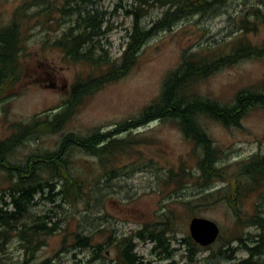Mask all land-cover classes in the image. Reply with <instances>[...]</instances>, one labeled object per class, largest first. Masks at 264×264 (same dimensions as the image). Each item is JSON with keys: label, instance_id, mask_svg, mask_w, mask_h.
I'll list each match as a JSON object with an SVG mask.
<instances>
[{"label": "rangeland", "instance_id": "rangeland-1", "mask_svg": "<svg viewBox=\"0 0 264 264\" xmlns=\"http://www.w3.org/2000/svg\"><path fill=\"white\" fill-rule=\"evenodd\" d=\"M30 2L35 3L28 5ZM41 3L40 0H0V26H5L16 16L22 46L25 47L19 70H14L15 73L18 70L20 75L7 76L10 70L4 69L5 82L0 83V144H5L0 152V164H3L0 166V199L8 193L3 191L9 185L5 167H12L16 161H24V165L28 158L47 155L56 150L59 142L70 133L79 139H86L96 132L105 134L120 124L138 120L159 98L166 76L177 69L184 53L226 52L225 43L237 37L241 30L247 32L254 43L258 44L264 38L262 25L252 31L253 14L249 10L257 6L264 9V0H228L204 13L183 17L157 29L144 43L129 71L76 102L69 119L54 132L45 126L42 128L34 120L45 115L47 120L51 119L52 115L68 107L74 83L88 76L101 79L109 66L100 70L98 64L74 63L60 49L52 46L55 42L64 41L63 35L74 26V16L64 15L51 21L49 17H54L43 6H37ZM134 3V0L85 2V11L81 9L80 12L98 13L104 18L101 29L104 33L94 38L93 45L97 48L96 53L92 52L94 58L99 55L108 56L110 60L120 57L127 42V30L133 21L130 12L138 7ZM20 7L24 8L18 12ZM168 7L169 4L162 3L145 7L142 25L154 24ZM242 14L246 20L243 24ZM242 26L245 28L242 29ZM14 65L17 66L16 62ZM194 85L202 96L222 106H232L242 89L264 90V56L243 58L232 65L220 66L202 80L194 81ZM202 121L208 137L219 150L217 166L225 171V180L217 179L209 188H201L192 177L189 183L181 185L175 181L176 177L165 179L169 171L176 174L181 166L188 170L194 168L200 149L184 137L175 122L152 120L113 136L117 140L143 143L128 147L125 152L117 151L113 162L103 164L96 155L68 148L66 154L69 159L77 162V174L95 176L92 177L95 183L90 186V206L85 210V206L78 203L72 209L61 198L52 202V196L46 189L45 197L42 193L33 195L34 202L29 205L31 211L26 217L27 222L41 220L43 216L47 219L52 216L55 221L64 218L61 226L66 228L67 233L92 234L93 242L97 244L105 240L109 233L107 228H112L115 236L130 235L141 229L143 224L161 221L165 214L173 226L171 232L175 239L171 248L175 252L171 260L176 264H233L246 258L248 254L243 244L254 245L252 239L258 238L256 234L259 231L254 227H242L241 221L234 219L236 216L232 207L250 212L259 202L257 197L251 195L234 205L224 196L215 197L212 203L202 205L197 199L205 193L229 187L240 161L252 154H264V108L249 106L235 126H224L208 118ZM106 164L112 173L101 171L102 165ZM101 173L103 175L98 176ZM65 215L68 221L63 217ZM191 217L212 220L220 229V244L217 240L213 249L201 252L195 263L186 260L185 249L179 244L188 233ZM248 232L253 235L252 238L246 235ZM61 234L47 237L29 264H37L54 255L55 264H110L109 260L115 258L112 246L103 245L105 257H94L92 249L73 245L71 235V245L66 246L65 251H59ZM232 235L241 237L243 242L233 240L229 245L222 244L221 240L227 241ZM152 247L150 241L138 240L136 253L155 264L159 255L153 253ZM228 247L235 248L234 257L228 258L227 253L226 256H215L217 249ZM24 257V249L16 237H12L4 252L0 253V264H22ZM161 262L167 264L170 260Z\"/></svg>", "mask_w": 264, "mask_h": 264}, {"label": "trees", "instance_id": "trees-1", "mask_svg": "<svg viewBox=\"0 0 264 264\" xmlns=\"http://www.w3.org/2000/svg\"><path fill=\"white\" fill-rule=\"evenodd\" d=\"M40 1L42 3L37 4V6H43L44 10L54 17H49L51 21L61 19L64 15H68V17L74 16L72 23L74 26L63 35L62 40L64 41L59 44L55 42L52 46L60 49L74 63L89 62L98 64L100 70L104 66H109V68L104 70V76L101 79L100 77L88 76L77 80L71 88L72 94L69 99V105L67 104L68 107L62 108L59 112L52 115V120H47L46 115L34 120L41 127L45 126L50 131L55 132L69 119L76 102L79 103L81 99L89 97L103 84L116 81L129 71L136 62L138 52L157 29L171 25L183 17L204 13L228 0H134L138 7L136 11L130 12L133 15V21L131 27L127 30L126 45L120 57L114 60L102 55H99L96 59L94 54L92 55V52H97V48L93 45L94 38L104 33L101 30L104 18L98 13L90 14L85 12L84 14L80 12L82 10L85 11L87 7L85 2L88 3L91 0ZM77 2H80V4ZM34 3L30 2L28 5H34ZM156 3L169 4V7L154 24L151 26L142 25L141 21L144 10H146L145 7ZM22 8L24 7H20L18 12ZM249 10L253 14L252 31L254 32L260 25L264 27V9L257 6L250 7ZM56 12L58 13L56 14ZM244 14L241 15L243 17L241 24L246 21ZM19 27L16 16L5 26H0V83L5 82L3 81L5 79L3 74L6 73L4 69L15 66L14 63L18 64L23 57V49L25 47L23 48L22 46L23 42L20 37ZM244 28L242 26V29ZM72 30H76V32L72 33ZM99 47L101 48L100 45ZM225 47L227 49L226 52L220 51V53L215 51L207 54H202L199 51L193 54L184 53L177 69L171 70L166 76L159 98L143 114L141 113L140 119L120 124L105 134L96 132L86 139H79L74 136V133H70L59 142L56 150L49 152L45 155L46 157H40L44 158L42 161L37 159L39 156L29 159L31 169H37L38 164L43 163L45 168L48 169V173L36 174L30 170L32 173L25 180L22 179L23 177H19L18 181H15L17 178L10 175L12 171L24 168L5 167L6 173L9 174L7 178L9 185L6 189H3V191L8 193H6L4 198L0 199V253L4 252L11 238L16 237V241L19 242L25 251L22 264H29L34 253L40 245L45 243L47 237L62 233L59 251L61 249L65 251L66 246L71 245L69 238L71 235V241L74 242L73 245L92 249L94 257H105L106 253L103 251V247L106 245L112 246L116 254L114 259L109 260L110 264H151L136 253L137 241L148 240L150 242L155 241L153 251H156L159 255V261L155 264H161V261L165 260H170L167 264H176L175 261L171 260L175 252L171 248V242L175 239L172 235L173 232H171L173 231V226L169 222L168 217H165V214L161 221L153 224H143L141 229L130 235L115 236L113 229L107 228L106 230L109 233L105 240L97 244L93 242L92 234L85 235L78 231L71 234L67 233L66 228L61 226V222L65 220L64 218L55 221L49 215L50 218L48 219L43 216L41 220L27 223V218L19 215L20 213L22 215L23 209L30 205L33 195L43 188H45V191L48 189L50 196H52V202L56 198H61L72 209L74 206H78L79 203L83 204L85 210H87L91 204L92 187L90 188V186L95 183L92 177L95 176L78 175L75 168L77 162L69 159L66 154L67 149L72 147L86 151L91 155H96L103 164L105 162H113L117 151L125 152L128 147L143 144L133 140H117L113 136L134 130L152 120L175 122L184 137L189 142H192L194 147L200 149L194 168L188 170L181 166L176 174L169 171L165 179L176 177L175 181L181 185V183H189L192 177L195 181L194 183L201 188H209L212 182L217 179L225 180V171L217 166L219 150L208 137L202 120L204 118L212 119L224 126L238 125L241 115L244 114L249 106L255 105L264 108V90H256L251 87L242 89L236 95L235 103L232 106H222L217 101L198 93L195 89L194 81L202 80L220 66L232 65L243 58H260L264 56V38L258 44L254 43L249 39L248 33L241 30L237 37L225 43ZM17 67L19 69V65ZM10 71L13 72V70ZM21 137L23 138V136ZM4 147L5 144L1 143L0 152ZM26 168H28V165ZM101 171L106 173L111 172V169L106 164L102 165ZM193 171H195V174H193ZM102 175L101 173L98 176ZM222 189H216L211 193H205L206 195H200L197 202L199 205L209 204L215 200V197L218 199L224 196L234 205L240 200L255 195L259 202L255 203L252 211H243L238 207H232L236 216L234 219L241 221L242 227H245V229L254 227L259 231L256 234L258 240L252 239V242L255 243L254 245L243 244L248 256L233 264H264V209H260L261 206H264V154H252L240 161L238 163V171L234 174L233 182L229 187ZM193 216L195 215L193 214ZM63 217L68 221L67 215ZM236 224L239 227V223L236 222ZM233 235L227 241L221 240L222 244L229 245L233 240L243 242L241 237ZM246 235L253 237L249 232ZM217 240L218 244H220V240ZM179 244L185 249L186 260L192 263L198 260L201 252L209 251L215 246L213 244L208 247H200L190 238L188 233L180 240ZM234 250L235 248L233 247L219 248L215 252V256L218 254L226 256L227 253L228 258H232L234 257ZM53 258H46L37 264H55Z\"/></svg>", "mask_w": 264, "mask_h": 264}, {"label": "water", "instance_id": "water-1", "mask_svg": "<svg viewBox=\"0 0 264 264\" xmlns=\"http://www.w3.org/2000/svg\"><path fill=\"white\" fill-rule=\"evenodd\" d=\"M189 234L202 247L213 244L219 235V227L209 219L194 217L190 220Z\"/></svg>", "mask_w": 264, "mask_h": 264}, {"label": "flooded vegetation", "instance_id": "flooded-vegetation-1", "mask_svg": "<svg viewBox=\"0 0 264 264\" xmlns=\"http://www.w3.org/2000/svg\"><path fill=\"white\" fill-rule=\"evenodd\" d=\"M19 67H20V64H19ZM8 68H9V70H13V72L9 71V73L7 74V76L16 77V76H19L20 75V74L14 72V70H16L18 68L17 66H10ZM40 157H46V156L42 155V156H39V158H37L39 161H42V159H44V158H40ZM26 158H28V157H26ZM2 165L3 164H0V166H2ZM27 165H28V168H26ZM38 165L39 166L37 167V169H31L30 168V164H29V158H28V159H26L25 164L22 165L24 169H22V170L21 169H14L16 171H12V174H10V175L12 177H16L17 179L15 181H18L19 177H23L22 179L25 180L26 177L28 175H30L32 172H35L36 174H45V173H48V169L45 168V166H44L45 164L40 163ZM20 170H21V174L19 175V171ZM30 170H32V172H30ZM40 192L42 193V196L45 197V188H43L41 191H38L39 194H40ZM32 202H34L33 199H32Z\"/></svg>", "mask_w": 264, "mask_h": 264}, {"label": "bare ground", "instance_id": "bare-ground-1", "mask_svg": "<svg viewBox=\"0 0 264 264\" xmlns=\"http://www.w3.org/2000/svg\"><path fill=\"white\" fill-rule=\"evenodd\" d=\"M23 163H24V161H22V162H18V161H16V162H14V164H12V166H13V167H23V166H22ZM13 171H16V170H13ZM30 211H31V208L28 206L27 208L23 209V211H22V215H21V213H20L19 216H21V217H27V216H29ZM256 240H258V238H257ZM151 243H152L153 246H154L155 241H151ZM152 249H153V247H152ZM153 253H156V251H153Z\"/></svg>", "mask_w": 264, "mask_h": 264}]
</instances>
